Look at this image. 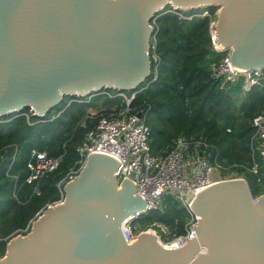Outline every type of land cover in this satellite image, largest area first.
I'll return each mask as SVG.
<instances>
[{"label":"water","instance_id":"95a60500","mask_svg":"<svg viewBox=\"0 0 264 264\" xmlns=\"http://www.w3.org/2000/svg\"><path fill=\"white\" fill-rule=\"evenodd\" d=\"M168 5L215 7V43L243 70L264 66V0H0V117L135 89L150 73L149 22ZM117 166L89 155L63 200L1 246L0 264H264V193L254 197L246 180L198 193L195 237L166 247L146 230L126 240L122 222L144 206L129 181L117 182Z\"/></svg>","mask_w":264,"mask_h":264},{"label":"trees","instance_id":"16d2710c","mask_svg":"<svg viewBox=\"0 0 264 264\" xmlns=\"http://www.w3.org/2000/svg\"><path fill=\"white\" fill-rule=\"evenodd\" d=\"M215 10H174L168 5L156 12L149 22V42L154 44L158 62L154 65L150 59L149 76L141 87L135 88L140 91L131 106L141 111L145 122L150 116L149 146L153 155L163 154L178 135H201L210 145V159L243 177L253 196H257L264 193V178L259 168L257 175L247 170L252 159L258 158L250 147V121L260 109L255 107L262 103L264 91L255 87L243 94L238 103L231 96L240 90L239 85H222L220 79L211 75L210 63L219 57L211 48L208 31L209 16L216 18ZM203 11L209 15L201 16ZM70 98L74 96L68 101ZM80 100L61 101V111L56 112L57 104L42 117L30 114L27 108L0 117V257L7 235L23 230L37 211L59 199L56 184L76 160L75 147L83 133L77 123L86 108L95 106L91 97ZM106 100L114 105L113 99ZM50 112H55V116ZM32 149L60 160L55 170L27 183L26 162ZM186 218V210L166 195L160 210L139 214L132 222L143 219V229L160 223L171 232L181 233Z\"/></svg>","mask_w":264,"mask_h":264},{"label":"built area","instance_id":"2783aa9c","mask_svg":"<svg viewBox=\"0 0 264 264\" xmlns=\"http://www.w3.org/2000/svg\"><path fill=\"white\" fill-rule=\"evenodd\" d=\"M199 14L201 16L209 15L206 11ZM209 18L210 45L219 54L218 59L210 63L211 75L220 79L222 85L238 84L240 90L245 93L255 87H264V66L243 70L234 65L230 59V51L215 43L213 35L216 18L211 19L210 16ZM150 49L152 50L151 56L149 55ZM153 49L154 44L150 43L149 60L151 59L152 63L156 65L158 58L153 53ZM103 90L105 97L117 98L120 100V104L119 106L114 104L112 107L97 111H86L78 121L77 127L81 128L83 133L80 142L75 147L76 160L57 182L59 199L53 204L63 200V186L79 174L89 155L108 156L115 160L118 165L115 173L117 182L129 181L132 184L133 193L143 202L144 207L139 214L160 210L166 195H170L186 210L187 218L184 220L181 233L171 232L167 226L160 223H155V227L159 230L152 226L146 229L153 231L157 240L164 245L167 243L169 247L185 244L187 240L195 237L193 224H197V220L196 215L191 210V203L198 192L212 183L243 177L231 175L234 172L211 177L213 172L226 171L227 167L206 155L205 151L210 148V145L200 136L178 135L172 139L163 154L153 155L149 146V127L141 111H135L131 106L132 100L140 89L129 90V93L119 90L114 92ZM93 95L94 93L87 96L85 101H88ZM80 97L74 96L68 102L81 101ZM250 125L252 128L250 137L252 153L257 154L264 163V105L251 118ZM188 153L190 156L186 158ZM59 160L60 157H53L45 151L32 149L26 162L28 170L26 182L37 181L55 170ZM258 168L257 162L252 159L247 170L251 174L257 175ZM256 181H259L258 177ZM41 211L38 212L39 214L37 213L36 217L41 214ZM137 216L127 218L121 224L124 236L130 243L132 238L137 235L131 227L132 220ZM31 222L20 231V235H25L29 231ZM161 235L165 238H161Z\"/></svg>","mask_w":264,"mask_h":264},{"label":"rangeland","instance_id":"374dc122","mask_svg":"<svg viewBox=\"0 0 264 264\" xmlns=\"http://www.w3.org/2000/svg\"><path fill=\"white\" fill-rule=\"evenodd\" d=\"M214 14H216L217 15V9L215 10V13ZM150 43V42H149ZM143 84V83H142ZM142 84L141 85H139V86H137V87H141L142 86ZM145 85V84H144ZM258 89H262L263 91H264V87H259ZM111 92H114L115 90L114 89H112V90H110ZM123 92H125V93H129V90H122ZM131 91V90H130ZM104 92V90H101V91H99V92H96V93H94V95L91 97V99H92V102H93V104L95 105L93 108H90V107H88V108H86V111H90V110H92V111H97L98 109H103V108H107L108 106L109 107H112V102L111 101H108V100H106L108 97L106 96H104L105 94L103 93ZM93 94V93H92ZM245 95V92H242L241 90H238V91H236V92H233V94H232V98L233 99H236V101H238V103H239V101H240V99ZM243 95V96H242ZM84 97V96H83ZM240 98V99H239ZM84 99H87V97H84ZM68 101V97H63V100H62V102H67ZM61 102V103H62ZM263 103H264V99L262 100V103H260V104H257L256 105V107H255V109L256 110H258L259 108H261L262 106H263ZM60 104V103H59ZM59 104H58V108H56L55 110H56V112L59 110V111H61L62 110V108L60 109V106H59ZM113 104H116L117 106H119V104H120V101L118 100V99H113ZM57 106V105H56ZM49 114H51V116L52 117H54L55 116V112H50ZM149 120H150V116H148L147 118H146V124L148 125V122H149ZM198 136H200V137H202L201 135H198ZM196 137V136H195ZM203 138V137H202ZM205 153H206V155H208V156H210L211 154V149L210 148H208V149H206V151H205ZM190 156V153H188L187 155H186V158H188ZM256 162H257V164H258V166H259V169H260V176L262 177V178H264V163H263V161L261 160V159H258V158H256ZM234 171H230V170H226V171H221L220 173H217V172H213L212 174H211V177H217V176H219V175H226V174H230V173H233ZM231 175H234V176H238V175H236L235 174V172L233 173V174H231ZM257 184H259L258 182H256ZM252 186H253V188H254V183L252 184ZM58 200H56V201H54V202H57ZM54 202H51V203H47L46 205H53V203ZM46 207V206H45ZM44 207V208H45ZM40 210H43V208L42 209H40ZM39 210V211H40ZM39 211H37V213L39 212ZM37 213L35 214V216H34V218H33V220L36 218V215H37ZM39 214V213H38ZM33 220H31V221H33ZM31 221H29V222H31ZM28 222V223H29ZM27 223V224H28ZM151 226L153 227V228H155V229H157V230H159L157 227H155V223H152L151 224ZM131 227H132V231L133 232H135V234H138L139 232H141V231H143V230H146L147 228H145V229H143L144 227H146V225H145V223H144V221H143V219H142V221H140V220H135V221H133L132 223H131ZM20 234V231H13L12 233H10L9 235H7L6 237H7V239H6V242L9 240V239H11V238H14L15 236H18ZM1 237V236H0ZM164 236H162L161 235V238H163ZM165 238V237H164Z\"/></svg>","mask_w":264,"mask_h":264},{"label":"bare ground","instance_id":"6f19581e","mask_svg":"<svg viewBox=\"0 0 264 264\" xmlns=\"http://www.w3.org/2000/svg\"><path fill=\"white\" fill-rule=\"evenodd\" d=\"M214 184H215V183L210 184L209 186H207V188L210 187L211 185H214ZM205 189H206V188H205ZM203 190H204V189H203ZM203 190H202V191H203ZM202 191L200 190L198 193H200V192H202ZM144 231H145V230H144ZM146 231H148V232H150V233L153 234V231H151V230H146ZM159 242H161V241H159ZM161 243H162V242H161ZM165 245H166V247H169L167 243H166Z\"/></svg>","mask_w":264,"mask_h":264}]
</instances>
